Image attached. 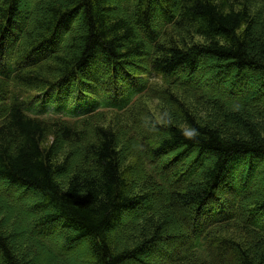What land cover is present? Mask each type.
Instances as JSON below:
<instances>
[{
  "label": "trees",
  "instance_id": "obj_1",
  "mask_svg": "<svg viewBox=\"0 0 264 264\" xmlns=\"http://www.w3.org/2000/svg\"><path fill=\"white\" fill-rule=\"evenodd\" d=\"M0 264H264V0H0Z\"/></svg>",
  "mask_w": 264,
  "mask_h": 264
},
{
  "label": "rangeland",
  "instance_id": "obj_2",
  "mask_svg": "<svg viewBox=\"0 0 264 264\" xmlns=\"http://www.w3.org/2000/svg\"><path fill=\"white\" fill-rule=\"evenodd\" d=\"M168 32L170 33L171 32V29H169L168 30ZM199 82V81H198ZM197 82V83H198ZM161 85V84H160ZM160 85H159V87H160ZM211 88H213V89H209V90H211V91H214L215 93H217V94H220V93H222V87L221 86H217V87H211ZM206 90V89H205ZM155 93L153 92L152 94H151V96H153ZM180 94H184L183 92L182 93H180ZM139 106H140V110H145V112H150V114L149 115H147L146 117H148V116H153L154 118H155V122H158L159 120H160V118L162 117V115L165 117L166 116V114H164L163 113V109L165 110V105L164 104H161L158 100H156V99H142L141 101H140V103H139ZM205 115V114H204ZM128 117V116H127ZM127 117H125V118H122V120L121 119H119V118H117V115H111V114H109V115H107V116H105L104 117V120L102 121V124L105 126V127H107V128H109V127H111V128H115V126H116V123L119 121V120H121L122 121V123H126L127 124V122H128V120H127ZM160 117V118H159ZM206 116H204L203 117V120H206ZM139 136V140H138V142H137V144L140 146V147H142V145H143V143H144V141H145V139L141 136V135H138ZM50 141H52V139L50 140ZM62 162V161H61ZM148 161H146V159H144L141 163H139L140 165H141V167L144 169V171H145V173L146 174H148V175H150V176H152L155 180H156V182H160V179H159V175H160V171L159 170H157V169H151L150 168V166L148 165ZM138 164V160L136 159V157L134 156V157H129L128 158V162H127V165L129 166V165H138V166H140ZM159 169V168H158ZM163 171V170H162ZM5 189V188H4ZM3 194H4V196H3ZM2 194V198H3V200H5V202L8 204V202H12V200H16V201H18V200H21V201H23V197H21V194L20 195H18L17 193H12L11 191H5L4 193ZM27 202H29V200H26V204H27ZM32 203V202H31ZM30 203V204H31ZM10 205H12L13 204V202L12 203H9ZM29 203L27 204V205H30ZM7 217H8V215H6ZM9 218V217H8ZM10 222V221H9ZM229 229H227L226 230V235H228V236H231V237H234V238H237L238 236H241L243 239H245L246 237H245V235H244V233H243V231L240 229V227H238V228H232V226H227ZM238 238H240V237H238ZM36 240L37 241H39L40 243H42L43 244V242H41L39 239H37L36 238ZM27 244L28 245H30V247L32 246V245H34L35 247H33L32 248V250L35 252V254H37L38 256L40 255L41 257H43V253H44V250L42 249L43 248V246L41 245V244H39V243H37V245L36 244H34V243H32V241L31 242H28L27 241ZM180 243H178L177 244V247H178V245H179ZM39 245V246H38ZM181 245V244H180ZM42 247V248H41ZM87 251L83 248V247H81L80 249H79V251H78V253H77V255L76 254H72V255H70V256H72V257H74V259H76L78 256L80 257V260L83 262L85 259H83L84 257L83 256H81V255H83V253H86ZM171 252V251H170ZM45 254H46V252H45ZM168 254V253H167ZM162 257V256H161ZM161 259V258H160Z\"/></svg>",
  "mask_w": 264,
  "mask_h": 264
}]
</instances>
